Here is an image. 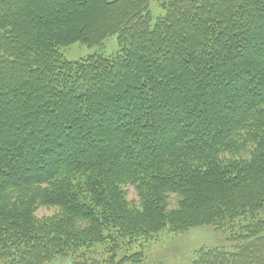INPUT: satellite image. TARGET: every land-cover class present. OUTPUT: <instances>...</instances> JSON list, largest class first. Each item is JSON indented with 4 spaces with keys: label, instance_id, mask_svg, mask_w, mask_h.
I'll list each match as a JSON object with an SVG mask.
<instances>
[{
    "label": "trees",
    "instance_id": "obj_1",
    "mask_svg": "<svg viewBox=\"0 0 264 264\" xmlns=\"http://www.w3.org/2000/svg\"><path fill=\"white\" fill-rule=\"evenodd\" d=\"M200 226L236 247L192 264H264V0H0V264Z\"/></svg>",
    "mask_w": 264,
    "mask_h": 264
},
{
    "label": "rangeland",
    "instance_id": "obj_2",
    "mask_svg": "<svg viewBox=\"0 0 264 264\" xmlns=\"http://www.w3.org/2000/svg\"><path fill=\"white\" fill-rule=\"evenodd\" d=\"M114 1V0H111ZM151 14L154 22L165 14L163 8L156 3L151 4ZM118 36L109 37L101 45H87L75 43L61 50L65 58L69 61L86 59L93 54L104 53L115 55L118 52ZM129 199L137 200V195L133 188H128ZM53 212L50 209H41L38 211L39 216H46ZM236 247L229 240L227 234H223L216 227L200 226L192 228L184 233H174L169 229L155 235L142 245H135L131 252L135 261L130 260L123 264H192L197 259L198 252L203 249L222 248L233 250ZM92 259L99 258L102 263H109L110 256L107 253V246L96 245L89 250ZM87 252V251H83ZM140 252V258L135 257V253ZM135 254V255H134ZM99 256V257H98ZM131 256V255H129ZM76 256L58 257L52 264H76ZM122 260V254L118 256L119 263ZM107 261V262H106ZM89 264V263H88Z\"/></svg>",
    "mask_w": 264,
    "mask_h": 264
},
{
    "label": "bare ground",
    "instance_id": "obj_3",
    "mask_svg": "<svg viewBox=\"0 0 264 264\" xmlns=\"http://www.w3.org/2000/svg\"><path fill=\"white\" fill-rule=\"evenodd\" d=\"M143 10V9H142ZM144 16V15H143ZM151 25V24H150ZM152 26V25H151Z\"/></svg>",
    "mask_w": 264,
    "mask_h": 264
}]
</instances>
